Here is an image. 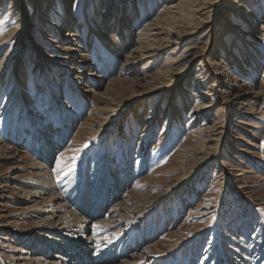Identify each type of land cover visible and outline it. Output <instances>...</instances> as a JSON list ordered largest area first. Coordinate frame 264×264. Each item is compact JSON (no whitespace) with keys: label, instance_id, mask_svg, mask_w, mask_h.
Here are the masks:
<instances>
[{"label":"rangeland","instance_id":"obj_1","mask_svg":"<svg viewBox=\"0 0 264 264\" xmlns=\"http://www.w3.org/2000/svg\"><path fill=\"white\" fill-rule=\"evenodd\" d=\"M179 1L0 0V264H77L54 192L114 217L81 264H264V0Z\"/></svg>","mask_w":264,"mask_h":264},{"label":"bare ground","instance_id":"obj_2","mask_svg":"<svg viewBox=\"0 0 264 264\" xmlns=\"http://www.w3.org/2000/svg\"><path fill=\"white\" fill-rule=\"evenodd\" d=\"M191 3H194V2H191ZM195 5L196 4H189L187 0H180L178 3L172 4L168 8V12L169 13H172V14H178V15H179V13L180 14H183L184 13L183 15H184V18H185L189 14L190 15L193 14L192 13L193 12L192 9L195 7ZM95 11H96V8H95L94 12ZM123 24H124V26L127 25L128 24V20L125 19L124 22H123ZM163 31L164 30H162L161 33ZM121 32H122V35L121 36L124 37V35H123L124 28L123 27L121 28ZM165 34L168 36V39H169L168 42H170V40L172 39L173 40L172 42L174 44H179V41L182 38V36H180L179 34H177L173 30H168V31L165 32ZM161 43H162V41L159 42L157 39L147 41V42L143 43V46L142 47H139L137 49V52L142 51V52H144V57L155 58L157 56V54L155 53L156 50H157L155 48V46L156 45L160 46ZM117 48L118 47H116V49ZM221 48L223 49V51L227 52V49H226L225 46H221ZM227 72L230 73V70H228ZM25 73L23 74V78L19 80L20 84L24 83V81L26 80L25 79L26 78V74ZM237 97L239 98V97H241V95H239ZM148 121L150 122V121H153V120L152 119H149ZM154 125H155V122L154 123L152 122V123H148L147 125L143 126V132L144 133L152 132ZM44 143H45V146H46L45 148L47 150V153L48 154H51V151H52V148H53L51 146L52 144L50 145L45 140H44ZM46 158H47L48 161H50L52 159V155H48V156L46 155ZM39 168L42 169V173L40 174L41 181H39L40 184L37 186V189L41 193H45V192H48V191H52L53 189L55 191V185L50 180V173L51 172L48 171L43 166L42 167H39ZM101 181L103 183H105V180L104 179H102ZM100 198H102V199L99 200V201L97 200L98 203H96L97 201H95L93 203L94 205L89 207L90 210L87 211V212L91 216L87 217L86 214L84 213V215L86 217V220H83L75 212H73L71 210H68V209H65L64 210V208L66 207V205L63 203L62 198L59 196V194H57V192L52 193V195L50 197V200L52 199L51 201L53 202V204L50 205L51 209L48 210L45 213L47 214L48 219L58 218L59 222H62L61 225H60L61 228L60 229L59 228L57 229L55 227H49V226L44 227L43 226V227H41V232L47 231V241H49V242L52 241V242H54V244H55V242H59V243H62L63 242L65 244V247L67 246V244L69 245V247H71L73 244L77 243L78 246L76 245L77 247H75V249H74L75 252L73 253V255L75 256V262L77 264H81V262L83 261L79 257V255H77L78 254L77 252H81V250H82L81 247L83 248V250H87L88 249L87 246H89L90 244H92V243L88 242V239L91 238L90 236H93V239L95 240V239H97L99 237V235L102 236V235L107 234L110 231V227H108V225L106 223L107 222H114L113 221V219H114L113 216L110 217V216H108L109 214H107V215L105 214L104 215V217H105L104 218V222L103 223H98L96 225V229H92L89 226H88L89 228H86L87 225H85V224H86V222L88 220H90V219L93 220V219H95L97 217H100L102 215L100 210L102 209V207L104 206V204L106 203V201H105V197L104 196H101ZM80 202H81V208H82L85 203H84L83 200H80ZM57 203H58V205L56 206ZM95 212H97V214ZM111 212H113V210H111ZM48 219H47V221H48ZM68 223H70L71 225H68ZM70 236H72V238ZM86 236H88V237H86ZM70 240H74L75 242L74 243H70ZM158 245L159 244H157L155 247H153L154 250L157 251V253L159 252L158 251V248H157ZM45 248H47V247H45ZM61 255L63 256L65 254L64 253L63 254L61 253ZM62 256L61 257L55 256L53 258V260H52V264H72V262L70 261V259L67 256H65V257H62ZM109 256H111V255H109ZM44 257L46 258V254L44 255ZM81 257L82 258H88V260L90 259L89 256L87 255V251H84V253H83V255ZM112 259H114V258H112ZM41 263L42 264H47L46 263V259L45 260L43 259L41 261ZM135 263H138V261H136L135 258H134V259L131 260V262L129 264H135ZM102 264H106V262H103Z\"/></svg>","mask_w":264,"mask_h":264}]
</instances>
